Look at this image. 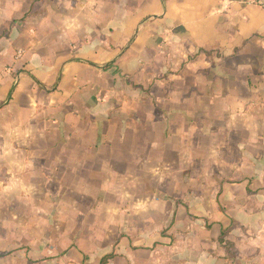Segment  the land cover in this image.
Returning a JSON list of instances; mask_svg holds the SVG:
<instances>
[{
  "label": "crops",
  "instance_id": "0c3cea01",
  "mask_svg": "<svg viewBox=\"0 0 264 264\" xmlns=\"http://www.w3.org/2000/svg\"><path fill=\"white\" fill-rule=\"evenodd\" d=\"M0 264H264V11L0 0Z\"/></svg>",
  "mask_w": 264,
  "mask_h": 264
},
{
  "label": "built area",
  "instance_id": "2783aa9c",
  "mask_svg": "<svg viewBox=\"0 0 264 264\" xmlns=\"http://www.w3.org/2000/svg\"><path fill=\"white\" fill-rule=\"evenodd\" d=\"M249 3L264 11V0H249Z\"/></svg>",
  "mask_w": 264,
  "mask_h": 264
}]
</instances>
